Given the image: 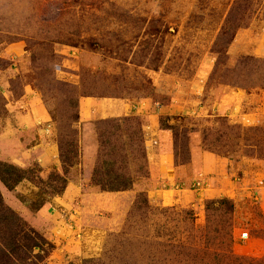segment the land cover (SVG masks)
Instances as JSON below:
<instances>
[{
    "label": "rangeland",
    "instance_id": "1",
    "mask_svg": "<svg viewBox=\"0 0 264 264\" xmlns=\"http://www.w3.org/2000/svg\"><path fill=\"white\" fill-rule=\"evenodd\" d=\"M224 28L235 36L216 46ZM259 49L264 0H0V164L29 171L12 190L0 182V193L55 246L42 264H264V121L246 125L213 111L226 87L264 91V57L253 53ZM245 57L258 62L241 64ZM87 97L150 98L169 107L159 127L172 135L175 165H189L193 148L225 158L228 192L198 195L188 206L172 204L177 197L167 192L161 203L144 122L130 116L79 128ZM119 124L122 130L108 127ZM100 134L116 151L114 169L133 180L130 190L102 192L92 184ZM39 143L54 147L59 169L40 166ZM70 145L76 157L65 173L60 151ZM93 161L91 171L79 168ZM189 175L180 189L212 191L200 170ZM58 177L67 185L57 194ZM142 193L154 210L134 209ZM222 198L234 206L232 256H221L227 228L208 222L205 208ZM207 230L216 241L194 239Z\"/></svg>",
    "mask_w": 264,
    "mask_h": 264
},
{
    "label": "crops",
    "instance_id": "2",
    "mask_svg": "<svg viewBox=\"0 0 264 264\" xmlns=\"http://www.w3.org/2000/svg\"><path fill=\"white\" fill-rule=\"evenodd\" d=\"M255 51L253 52L254 54L264 57L262 49ZM260 96L263 97L259 99ZM168 111L171 113L169 107L156 104L150 98L130 100L87 97L82 98L79 103V128L95 121L136 116L144 122L143 131L146 143H149L154 149L153 156L149 157V167L152 180L160 188L153 190L156 199L163 203L165 193L174 192L177 199H173L172 204L188 206L190 203L195 202L194 200H199L198 195L207 198L224 195L228 192L227 183H231L227 173L229 161L225 158H219L213 154L200 152L193 148L189 165H175L172 155V135L159 127L160 116L168 115ZM213 111L226 112L234 122L248 125L254 120L259 123L264 121V91L248 94L241 89L226 87L220 92V99L215 102ZM40 119L38 122L46 121L45 116H40ZM33 123L35 124L36 122ZM33 150L41 167L46 170L52 166L60 168L58 155L51 144L39 143V146H34ZM93 166L94 161L90 163L84 162L79 168L91 171ZM198 170L206 176L207 181L211 184L212 191L206 192L209 188H203L200 190L202 191L200 194H194L191 190L180 189L179 184H181L182 178L189 172V176L193 178V175ZM71 185L77 186V183H71ZM167 187H175V189L168 190L166 189ZM50 206L54 209L57 207L52 204ZM68 242H71V239ZM50 263L53 264L54 262L50 261Z\"/></svg>",
    "mask_w": 264,
    "mask_h": 264
},
{
    "label": "trees",
    "instance_id": "3",
    "mask_svg": "<svg viewBox=\"0 0 264 264\" xmlns=\"http://www.w3.org/2000/svg\"><path fill=\"white\" fill-rule=\"evenodd\" d=\"M234 36V31L231 32L230 29L224 28L219 35V40L217 41L216 46L223 43L224 40L225 45L223 46L229 45ZM254 62L258 61L249 57H245L241 60V64L243 63L247 65ZM115 121L125 123L130 122V119L128 117H124ZM108 127L110 129L122 130L121 124L117 126L110 125ZM161 127L163 129H170L168 125L164 126L162 124ZM135 135L137 137H141L140 131L135 132ZM103 136L104 134H100L101 150L98 152L99 165L94 169L92 184L98 187L102 192H122L130 190L133 185V180L130 177H127L121 170L114 169L115 162L111 159V156L115 154L116 151L113 147L108 145V138L104 139ZM74 147V145H70L66 150L62 149L60 151V160L65 168V173L67 172L65 166L70 167L74 164L73 160L76 157ZM75 148L77 149V144ZM105 157H109L107 158L108 160H105ZM27 173H29V171L16 169L15 167L7 166L3 163L0 164V182H2L8 190L14 189L18 183L27 179ZM57 179L60 180L62 184L59 191L56 192L58 194L65 189L67 180L63 177H58ZM141 208L145 211L154 210L148 204L146 195L143 193L138 196L134 209L138 210ZM205 208L208 222H211L209 221L211 218L212 220L217 219L218 223L227 228L224 234L225 245L222 248L223 252L221 256H232V238L230 229L234 211L233 203L226 198L210 200L206 202ZM216 230L217 228L215 231ZM202 237L205 238L206 242H210V239L216 241V238L214 239L215 236L213 237L211 231L208 230L206 234L204 232L199 234L196 233L194 239L198 240ZM54 249L55 246L51 241L28 225L25 220H23L14 210L4 203L0 193V264H42L47 259L49 253ZM203 253L209 258H213L216 257L217 252H215V250L213 252L207 250ZM82 264H103V262L87 259L84 260ZM257 264H262V261Z\"/></svg>",
    "mask_w": 264,
    "mask_h": 264
}]
</instances>
